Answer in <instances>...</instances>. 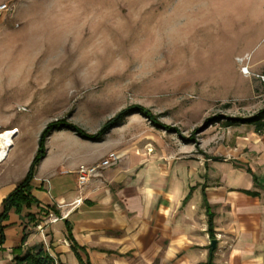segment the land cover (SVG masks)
I'll list each match as a JSON object with an SVG mask.
<instances>
[{
  "label": "rangeland",
  "instance_id": "obj_1",
  "mask_svg": "<svg viewBox=\"0 0 264 264\" xmlns=\"http://www.w3.org/2000/svg\"><path fill=\"white\" fill-rule=\"evenodd\" d=\"M35 1L32 18L0 32V117L21 131L16 174L50 123L96 134L136 104L176 130L133 113L98 141L63 127L54 143L64 139L78 155L67 135L89 146L105 140L121 164L170 171L179 161L202 173L206 161L237 166L254 124L224 122L264 110V84L238 61L248 56L252 73L264 71V0Z\"/></svg>",
  "mask_w": 264,
  "mask_h": 264
},
{
  "label": "crops",
  "instance_id": "obj_2",
  "mask_svg": "<svg viewBox=\"0 0 264 264\" xmlns=\"http://www.w3.org/2000/svg\"><path fill=\"white\" fill-rule=\"evenodd\" d=\"M2 2H12L15 10L0 18V32L32 18L26 13L36 6L35 0ZM0 134L1 213L4 200L26 177L37 153L16 174L21 131L0 117ZM67 137L78 142L80 153L74 155L64 139L55 144L54 132L47 138L45 156L31 181V194L39 204L21 212L12 209L2 221L0 264L11 263L12 249L25 234V247L44 243L59 255L61 264H78L66 221L93 264H264V128L258 132L254 125L244 137L237 166L206 161L202 173L192 161H179L170 171L166 165L121 164L119 159L83 188L77 184L80 165H95L117 151L105 140L89 146L75 135ZM29 213L40 222L52 215L58 221L48 222L42 234L29 221Z\"/></svg>",
  "mask_w": 264,
  "mask_h": 264
},
{
  "label": "trees",
  "instance_id": "obj_3",
  "mask_svg": "<svg viewBox=\"0 0 264 264\" xmlns=\"http://www.w3.org/2000/svg\"><path fill=\"white\" fill-rule=\"evenodd\" d=\"M133 113H140L149 119L151 122L155 123L158 126H163L167 130H176L170 126L162 125L158 122L157 117L150 111V109L142 106V105H132L127 109L120 112L117 116L108 121V123L96 134H90L86 132L83 128L79 127L74 123H70L63 120H58L50 123L46 129L43 131L40 139V145L38 148L37 156L33 159L30 169L26 175V177L17 185V187L9 194V197L4 200L3 210L0 213V247L4 244L5 240V232L4 226L2 225V221L8 217L9 212L12 209H15L17 212H21L25 206H31L33 204H39L38 200L31 194V181L34 178L36 167L40 163L41 159L45 156L46 153V142L47 138L51 135V133L55 129L68 127L69 129L77 132L81 136L91 139L97 140L101 138L108 130L113 128L116 124L121 122L125 116ZM239 122L242 123H250L255 125V129L258 132H261L264 128V110L257 114L254 117L248 119H229L224 122L226 126L234 125ZM209 212V209H208ZM29 221L33 223L35 226L40 222V219L37 216L29 213L28 214ZM67 234L68 239L72 244V250L75 253V256L78 260V264H93L91 259L88 257L86 248L79 245V243L75 240L72 227L69 222L66 221ZM209 230L213 235V214L209 213ZM27 240V235L25 234L22 238V243L14 247L12 249L13 258L10 264H61L60 258L58 254H53L48 247L45 246L44 243L32 245L25 247V242Z\"/></svg>",
  "mask_w": 264,
  "mask_h": 264
},
{
  "label": "built area",
  "instance_id": "obj_4",
  "mask_svg": "<svg viewBox=\"0 0 264 264\" xmlns=\"http://www.w3.org/2000/svg\"><path fill=\"white\" fill-rule=\"evenodd\" d=\"M14 5L12 2H2L0 3V18L4 14H10L14 12ZM20 24L16 23V26L18 27ZM249 57L248 56H242L238 57V61L241 64V72L244 75H253L255 76L261 83L264 84V71L259 73H252L251 66L249 64ZM1 135V134H0ZM120 158V156L115 153L111 152L107 157L102 159L99 163L95 165H80V167L77 169L76 176H77V184L80 186L79 188H83L88 182L96 177H100L102 174V170L111 167L115 164ZM58 221V217H55L52 215V217L49 219H45L43 222H40L37 225V230L40 231V233H44V230L46 226L48 225V222H55Z\"/></svg>",
  "mask_w": 264,
  "mask_h": 264
},
{
  "label": "water",
  "instance_id": "obj_5",
  "mask_svg": "<svg viewBox=\"0 0 264 264\" xmlns=\"http://www.w3.org/2000/svg\"><path fill=\"white\" fill-rule=\"evenodd\" d=\"M216 245H217V241L215 239H213L211 241V247H212L213 250L216 248Z\"/></svg>",
  "mask_w": 264,
  "mask_h": 264
},
{
  "label": "bare ground",
  "instance_id": "obj_6",
  "mask_svg": "<svg viewBox=\"0 0 264 264\" xmlns=\"http://www.w3.org/2000/svg\"><path fill=\"white\" fill-rule=\"evenodd\" d=\"M2 153V152H1Z\"/></svg>",
  "mask_w": 264,
  "mask_h": 264
}]
</instances>
